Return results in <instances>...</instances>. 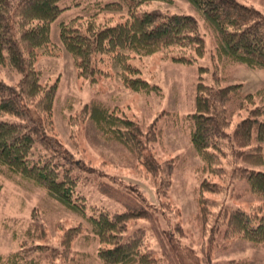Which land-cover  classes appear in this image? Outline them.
Returning a JSON list of instances; mask_svg holds the SVG:
<instances>
[{"label":"trees","instance_id":"16d2710c","mask_svg":"<svg viewBox=\"0 0 264 264\" xmlns=\"http://www.w3.org/2000/svg\"><path fill=\"white\" fill-rule=\"evenodd\" d=\"M62 1L0 0V66L21 77L16 86L0 78V166L9 177L20 176L45 189L82 221L66 230L57 245L48 240L46 224L33 212L18 249L0 252V264H86L85 252L75 246L93 241L101 264H215V254L229 250L228 242L234 239L264 246V213L207 196L223 195L231 183L243 182L237 199L247 195L264 199V88L245 93L242 84L224 86L216 70L213 82L207 83L211 69L199 65L207 50L198 20L157 10L139 12L145 4L176 0L108 2L100 8L128 9L124 22L99 24L96 14L85 21L72 19L58 25V41H54L53 24L70 9L61 7ZM186 1L214 33L216 68L217 63H239L264 69V12L239 0ZM63 49L80 78L95 84L101 74H107L100 66L113 61L121 69L124 86L144 95H161L162 88L138 76L141 71L130 62L135 56L176 50L175 63L198 65L195 112L185 119L191 126V144L208 175L196 198L195 219L204 237L201 250L182 242L186 230L170 218L176 214L174 204L167 200L158 208L138 188L77 162L59 138L54 120L58 81L47 83L37 63L43 56H58ZM237 118L241 121L232 129ZM80 121L93 122L106 141L125 146L150 175L159 178L158 193L168 196L176 162L160 163L155 154L156 145L165 140L164 127L154 122L145 132L116 107L98 101L85 104L77 117H69L72 128ZM93 182L101 195L121 206L120 211L90 202L82 187ZM3 190L0 182V196ZM131 224L137 227L126 236ZM226 264L246 263L230 260Z\"/></svg>","mask_w":264,"mask_h":264},{"label":"rangeland","instance_id":"374dc122","mask_svg":"<svg viewBox=\"0 0 264 264\" xmlns=\"http://www.w3.org/2000/svg\"><path fill=\"white\" fill-rule=\"evenodd\" d=\"M114 0H63L61 7L70 6L53 24L52 38L58 41L59 24L79 18L81 21L95 15L99 24L116 25L124 22L128 9L122 12L106 11L100 8ZM264 12V0H239ZM160 11L165 14H185L194 16L201 26V33L206 43V56L199 65L208 67L207 83L213 82V71L216 70L222 85L242 84L245 93H257L264 88V69H252L239 63H217L214 66L212 55L215 50L214 33L204 24L199 12L186 0H176L173 4L153 2L142 5L139 12ZM177 51H163L149 57L135 56L130 62L141 73L139 77L157 84L162 88L161 95H144L127 89L121 80V69L113 61L107 60L100 66L107 74H101L98 81L92 84L80 78L73 60L64 49L58 56H43L37 63L38 70L43 71L44 80L53 84L58 81V93L54 120L59 138L73 153L77 162H84L97 172L109 174L124 184L138 188L156 207L169 201L175 207L176 214L170 215L175 223H180L187 236L182 242L201 250L204 237L196 221L198 212L197 189L207 173L204 162L194 150L190 141L191 126L185 117L195 112V88L199 77L198 65L175 63L173 57ZM0 78L11 86H16L21 77L9 70L8 66H0ZM92 101L105 103L117 108L120 114L136 121L146 132L149 126L165 128V140L156 145V157L160 163L176 162L173 173V186L168 196L158 193V179L150 175L136 157L127 148L116 142L106 141L91 121H80L74 128L69 124V117L78 113L85 104ZM168 113L170 115H168ZM179 118V120H173ZM241 120H234L233 128ZM264 170V167L261 168ZM215 182L218 177L211 176ZM0 182L4 185L0 196V252L9 254L18 249L21 234L32 220L33 212L46 224L48 240L59 244L63 233L81 224V218L66 211L60 204L51 199L45 189L27 181L20 176L9 177L0 166ZM245 187L243 182L230 184L229 191L223 195L208 193L207 196L218 202H228L233 207L246 210H257L264 213V199L247 195L237 199L235 195ZM232 191V192H230ZM82 192L92 204L104 206L111 211H120L121 206L104 197L97 191L95 182L87 183ZM137 227L129 226L126 236ZM229 250L215 254V264H226L230 260L244 261L246 264H264V246L256 245L242 239L228 242ZM77 251L85 252L86 264H101L96 258V242L87 245L83 242L75 246Z\"/></svg>","mask_w":264,"mask_h":264}]
</instances>
